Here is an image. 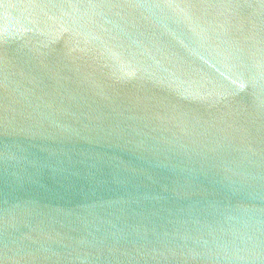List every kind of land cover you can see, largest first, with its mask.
Instances as JSON below:
<instances>
[{
  "label": "water",
  "instance_id": "95a60500",
  "mask_svg": "<svg viewBox=\"0 0 264 264\" xmlns=\"http://www.w3.org/2000/svg\"><path fill=\"white\" fill-rule=\"evenodd\" d=\"M0 264H264V0H0Z\"/></svg>",
  "mask_w": 264,
  "mask_h": 264
}]
</instances>
